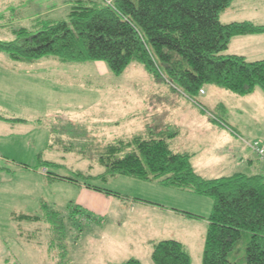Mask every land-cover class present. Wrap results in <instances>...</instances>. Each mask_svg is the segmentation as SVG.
<instances>
[{"label":"rangeland","instance_id":"rangeland-1","mask_svg":"<svg viewBox=\"0 0 264 264\" xmlns=\"http://www.w3.org/2000/svg\"><path fill=\"white\" fill-rule=\"evenodd\" d=\"M77 1L0 0V40L13 39V28H31L37 18L67 19ZM219 20L264 24V0H233ZM239 45L264 51V38ZM255 89L239 96L205 85V94L194 97L203 106L201 112L199 104L136 61L113 74L101 61L62 62L53 56L14 61L0 51V115L23 120H0V264H120L129 258L153 264L152 243L163 239L181 242L191 263L201 264L212 199L158 181L126 175L101 178L99 146L146 127L166 134L177 131L168 140L170 148L189 152L201 176L254 174V167L242 162L249 158L260 163L249 146L255 140L264 146V94ZM218 120L226 124L227 133L207 128L208 121L220 125ZM231 146L241 154L236 161ZM83 183L109 192H83ZM42 203L64 217L65 252L54 243L48 248L47 223L18 218L41 215ZM77 206L81 211L71 216ZM152 206L181 213L173 211L167 218L166 212L156 210L163 224L154 225L148 210ZM246 238L230 254L237 264H244Z\"/></svg>","mask_w":264,"mask_h":264},{"label":"trees","instance_id":"trees-1","mask_svg":"<svg viewBox=\"0 0 264 264\" xmlns=\"http://www.w3.org/2000/svg\"><path fill=\"white\" fill-rule=\"evenodd\" d=\"M232 1L79 0L69 7L65 20L37 18L31 28H13V39L0 40V51L14 61L46 56L62 62L101 61L113 74H120L136 61L154 78L166 80L196 104L199 103L194 97L202 94L200 90L205 85L239 96L258 87L264 94V59L248 61L242 55L225 53L232 37L264 32V24L220 22V13ZM199 107L203 112V106ZM0 120L23 121L1 115ZM218 122L226 127L224 122ZM176 135L177 131L166 134L146 127L129 138L101 144L97 161L104 173L98 176L126 175L159 181L210 197L212 208L207 217L201 264H237L230 260V254L236 252L244 235V264H264V176L234 173L203 178L194 171L190 154L170 148L168 140ZM64 149L69 150L66 145ZM40 209L41 215L21 214L18 218L47 223L51 232L48 248L54 243L60 253L65 252L62 213L46 203ZM80 211L74 207L70 215ZM150 259L153 264H192L184 245L174 239L153 242ZM120 264L141 262L129 258Z\"/></svg>","mask_w":264,"mask_h":264},{"label":"crops","instance_id":"crops-1","mask_svg":"<svg viewBox=\"0 0 264 264\" xmlns=\"http://www.w3.org/2000/svg\"><path fill=\"white\" fill-rule=\"evenodd\" d=\"M233 2V1H232ZM231 2V3H232ZM230 7V6H229ZM228 7V8H229ZM227 8V9H228ZM226 9V10H227ZM225 10V11H226ZM225 11H223V12H225ZM258 10H255V13L257 12ZM222 12V13H223ZM221 14V13H220ZM245 21H249V22H252V23H254V24H256V25H261L262 23H258V22H254V21H252V20H245ZM223 23H228V22H223ZM259 38H264V32L263 33H259V34H251V35H245V36H235V37H232L231 38V40H230V42H229V45H228V48H227V50L225 51V53L226 54H236V55H242V56H244L245 58H246V60H248V61H254V60H260V59H264V51L262 50V49H259L258 47H256V46H253V47H251V48H249V49H247V48H242L240 45H239V43H242V44H245V43H253V42H256L257 40H259ZM103 69V70H102ZM100 70H102V71H105V68L102 66V67H100ZM257 89H255L253 92H255ZM205 94V92H204V90H203V93L201 94V95H204ZM252 95V94H251ZM262 97V96H261ZM262 98H264V97H262ZM263 101H264V99H262ZM5 122H10V121H5ZM13 122H16V121H12L11 123H13ZM208 126H207V128L208 129H212V130H214V131H218V134L221 132V131H223L224 133H227L228 132V130H227V128L225 127V126H222V125H217V124H214V123H212L211 121H208ZM216 131V132H217ZM220 131V132H219ZM231 134H232V132L231 131H229ZM141 133V132H140ZM213 133H215V132H213ZM234 134V133H233ZM232 134V135H233ZM235 136V135H234ZM256 141V140H255ZM225 143H226V140H225V142H223V146L225 145ZM250 147V146H249ZM227 150V149H226ZM175 152H177V151H175ZM185 153H188V154H190L189 152H186V151H184ZM230 152L231 153H236V154H232V157H235L234 158V161H236L237 159H238V156L237 155H241L238 151H237V147L236 146H231L230 147ZM191 155V154H190ZM191 158V157H190ZM257 158V157H256ZM216 160H220V158H216ZM259 162L260 163H258V162H255V161H253V160H251V159H249V158H247L244 162H242V163H244V164H246L248 167H250V166H253L254 168H253V172H254V174H260V172L261 173H264L263 171H264V160L262 159L261 160V158L259 159ZM254 164H256L255 166H254ZM196 172V171H195ZM198 175H200L201 176V174H199V172H196ZM201 177H203V176H201ZM221 177H224V176H221ZM203 178H218V177H203ZM159 182V181H158ZM160 183V182H159ZM84 190V191H83ZM86 190V191H85ZM88 190H90V191H96V190H93V189H89V188H86L84 185H83V187H82V191L83 192H89ZM144 208H146V207H144ZM148 210H150V214L152 215V217H153V223H154V225L155 224H160V222H162V221H158L159 219V216L158 217H156V214H157V211L159 212V210H161V211H163V212H166L167 214H168V216H167V218H171V216H174V212L173 211H175V210H168V209H164V207H162V206H157V207H151V209H148ZM157 210V211H156ZM146 211V209L144 210V211H142L141 212V214H142V217L144 218L145 217V214H144V212ZM175 212H180V211H178V210H176ZM181 213V212H180ZM182 214H184V213H182ZM186 215V214H185ZM195 215V214H194ZM186 216H188V215H186ZM198 216V215H197ZM148 217V216H147ZM188 217H190V216H188ZM190 218H194V217H190ZM199 218H200V216H199ZM161 224H163V222L161 223ZM208 224V223H207ZM207 228V227H206ZM153 241V240H152Z\"/></svg>","mask_w":264,"mask_h":264},{"label":"built area","instance_id":"built-area-1","mask_svg":"<svg viewBox=\"0 0 264 264\" xmlns=\"http://www.w3.org/2000/svg\"><path fill=\"white\" fill-rule=\"evenodd\" d=\"M200 93H203V90H200ZM250 148L264 160V146L261 145L258 141H253L250 143Z\"/></svg>","mask_w":264,"mask_h":264}]
</instances>
